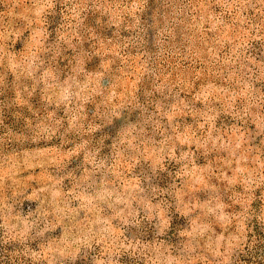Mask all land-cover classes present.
<instances>
[{
	"label": "rangeland",
	"instance_id": "374dc122",
	"mask_svg": "<svg viewBox=\"0 0 264 264\" xmlns=\"http://www.w3.org/2000/svg\"><path fill=\"white\" fill-rule=\"evenodd\" d=\"M0 264H264V0H0Z\"/></svg>",
	"mask_w": 264,
	"mask_h": 264
}]
</instances>
